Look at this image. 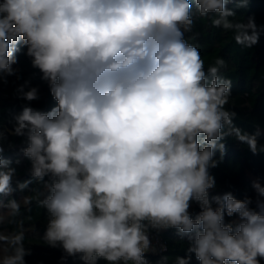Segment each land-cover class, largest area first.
<instances>
[{"label":"clouds","instance_id":"clouds-1","mask_svg":"<svg viewBox=\"0 0 264 264\" xmlns=\"http://www.w3.org/2000/svg\"><path fill=\"white\" fill-rule=\"evenodd\" d=\"M230 2L0 0V84L20 79L14 65L22 45L56 102L48 111L34 108L39 89L29 81L16 87L26 103L10 134L24 139L30 179L20 181L5 158L9 133L0 125V209L16 217L21 203L30 210L35 200L46 219L44 244L83 264H150V230L169 229L189 242L174 264H191L193 254L199 264H261L264 201L256 211L250 197L210 196V169L226 137L253 154L264 146L226 108L232 81L220 74L223 58L205 69L199 48L185 39L195 5L238 45H256L264 29L254 17L231 19ZM248 3L237 0L238 7ZM33 182L40 187L14 198ZM252 188L264 197L258 180ZM24 241L23 230L0 235L10 247L0 264H26Z\"/></svg>","mask_w":264,"mask_h":264},{"label":"trees","instance_id":"trees-1","mask_svg":"<svg viewBox=\"0 0 264 264\" xmlns=\"http://www.w3.org/2000/svg\"><path fill=\"white\" fill-rule=\"evenodd\" d=\"M236 15L231 19L247 22L249 17H254L258 28L264 29V0H249L247 7H238L237 0L227 4ZM192 30L185 33V39L194 44L200 50L205 62V69L215 64L217 58H223L226 67L220 74L232 81L230 102L226 108L236 115L233 123L236 127L249 133L259 132L258 146H264V30L260 31L259 42L251 48L238 45L234 39V33L224 31L221 28H213L209 18H201L197 15L193 5ZM20 51L16 53L18 63L14 65L19 69L18 80L15 76L8 77L7 84H0V125L9 133L5 142V158L13 161L12 166L17 169V178L20 181L30 179V161L24 158L21 149L26 146L24 139L11 135L12 117L19 113L26 101L18 99L15 89L25 81L30 86L39 89L40 99L30 102L31 106L43 111H48L55 106V101L49 93L48 84L41 79V73L31 65L30 58L25 55L26 48L18 45ZM226 146L225 153H215V159L219 161L216 168L210 169V174L215 177L216 186L210 190V196L223 195L231 192L237 199L250 197L251 208H257L258 197L252 188L253 181H259L264 186V151L253 154L246 145L240 143L234 136L226 137L223 141ZM12 147L9 148L8 144ZM19 159L20 163L15 161ZM47 179V178H46ZM40 185L33 182L23 192L14 193V198L19 200L25 195L31 194V190ZM8 197L3 200L6 203ZM193 216L199 212L198 206L193 203L190 209ZM230 219V218H226ZM22 225V229H21ZM46 227L44 210L38 207L35 200L30 205V210L21 203V214L10 217L7 211L0 209V235L10 237L23 230L25 233V247L30 250L26 256V264H83L80 256H67L61 248H52L44 244L41 239ZM158 232L166 242V250L163 254L147 252L146 258L150 264H174L176 257H184L187 254L189 242L187 237H181L175 229L150 230ZM10 250L7 243L0 242V253ZM99 264H106L99 261ZM191 264H199L194 254ZM264 264V260L261 261Z\"/></svg>","mask_w":264,"mask_h":264},{"label":"built area","instance_id":"built-area-1","mask_svg":"<svg viewBox=\"0 0 264 264\" xmlns=\"http://www.w3.org/2000/svg\"><path fill=\"white\" fill-rule=\"evenodd\" d=\"M150 240L152 249L148 252L154 254H163L166 250V242L163 237L158 232L150 231Z\"/></svg>","mask_w":264,"mask_h":264},{"label":"rangeland","instance_id":"rangeland-1","mask_svg":"<svg viewBox=\"0 0 264 264\" xmlns=\"http://www.w3.org/2000/svg\"><path fill=\"white\" fill-rule=\"evenodd\" d=\"M257 200H261V201H264V200H262V198H258Z\"/></svg>","mask_w":264,"mask_h":264}]
</instances>
